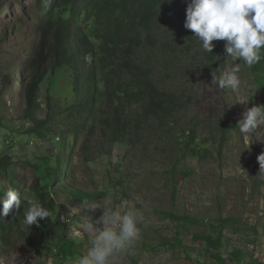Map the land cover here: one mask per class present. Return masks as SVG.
Returning <instances> with one entry per match:
<instances>
[{
    "label": "rangeland",
    "instance_id": "obj_1",
    "mask_svg": "<svg viewBox=\"0 0 264 264\" xmlns=\"http://www.w3.org/2000/svg\"><path fill=\"white\" fill-rule=\"evenodd\" d=\"M38 14L36 0H0V199L7 188L17 190L21 198L20 209L0 217V264L78 263L94 232L104 227L98 222L103 209L90 208L105 199L111 200L113 210H134L140 217L138 239L117 252L110 264H264V173L259 172L257 161L264 151V125L249 134L237 127L247 108L262 105L264 49L260 62L247 67L242 60L227 57L225 42L220 40L225 66L218 73L191 67L195 82L177 81L179 90L184 88L193 99L187 114H174L171 125L153 123L146 134L139 129L133 136L131 126L126 127L123 141L116 144L108 141L99 113L69 115L66 111L67 106L91 96L85 79L90 63L78 68L77 94L73 68L63 67L41 84L36 117L47 118L49 131L38 139L21 134L32 122L22 118L25 101L18 81V72L38 39L33 28ZM173 15L181 27L186 7L179 3ZM162 26V32L171 28L167 23ZM74 44L72 38L73 50ZM189 51L194 55L196 49ZM200 57L189 62L196 64ZM237 63L239 88H220L214 78ZM174 69L175 65L171 72ZM48 88H53L50 108L46 106ZM97 105L103 106L102 102ZM218 120L231 125L225 138L217 131ZM192 127L194 151L184 154L186 138L181 136L188 137L187 128ZM202 148L208 151H202L205 156L200 158ZM75 193L95 197L79 200ZM30 200L49 210V217L38 223L47 241L23 222ZM167 213L188 219H172ZM27 228L37 244L46 245L41 256L20 234ZM202 232L218 237L221 247L209 248L196 238Z\"/></svg>",
    "mask_w": 264,
    "mask_h": 264
},
{
    "label": "trees",
    "instance_id": "obj_2",
    "mask_svg": "<svg viewBox=\"0 0 264 264\" xmlns=\"http://www.w3.org/2000/svg\"><path fill=\"white\" fill-rule=\"evenodd\" d=\"M187 2L188 0H171V3L169 0H36L39 17L35 15L37 22L33 28L39 32V37L26 60V67L18 72L25 101L22 118L31 121L32 127L21 134L38 139L46 136L45 131H49L45 126L47 118L41 120L36 117L41 84L48 78L52 80L51 77L56 76L63 67L73 68V88L75 94L79 93V70L74 68L79 62L85 63L87 55L94 57V64L85 77L91 96L67 106L70 110L66 111L69 115L77 112L99 113L98 122L111 144L123 141L126 127L131 126L132 135L136 136L139 129H143L146 134L153 123L167 126L174 120V114L182 113L185 116L193 99L184 88L179 90L177 81L195 82L191 67L192 70L214 74L225 66L224 52L221 51L219 41L214 40L213 51L207 53L191 30L185 29L184 24L179 27L175 23L173 13L178 4L187 7ZM165 4L168 5L165 7ZM171 7L172 10L169 11ZM163 23L169 24L171 28L162 32ZM72 38L75 39L74 50L70 47ZM184 41H188V44L185 45ZM191 48L196 49L194 55L189 51ZM196 55H201L198 63L189 62ZM187 56L188 62L182 63ZM173 65L175 69L171 72ZM8 77L3 76L2 79L6 81ZM99 85L102 86L100 90ZM50 93L53 95V88H48L47 108L51 107ZM54 102L57 106L66 105L56 100ZM98 102H102L103 106H98ZM261 103L264 105V97ZM230 127L226 120H218L217 131L223 137ZM187 130L189 136H183L186 138L184 154L193 153L195 145V128ZM94 195L81 194L78 199H94ZM165 215L172 219L185 218L169 213ZM14 220L18 222L17 218ZM30 227L40 231L41 240L47 241L43 226ZM19 232L34 247L36 254L41 256L46 245L37 244L34 233L28 228ZM196 238L203 240L209 248L221 247L219 238L208 233H198ZM237 259L240 260L239 257Z\"/></svg>",
    "mask_w": 264,
    "mask_h": 264
},
{
    "label": "clouds",
    "instance_id": "obj_3",
    "mask_svg": "<svg viewBox=\"0 0 264 264\" xmlns=\"http://www.w3.org/2000/svg\"><path fill=\"white\" fill-rule=\"evenodd\" d=\"M36 22H33V26ZM184 27L194 33L205 52L213 51L214 40H222L225 42L224 52L227 57H235L237 60H242L247 67H251L260 62L261 50L264 49V0H188ZM37 33L39 37V32ZM96 43L98 44V41ZM93 60L94 57L91 55H87L84 59L85 62L90 63L91 68L94 64ZM81 64L79 62L74 69H78ZM240 70L237 63L231 71L224 72L222 76L214 79L218 80L220 88L235 91L241 83L238 76ZM19 83L22 88V82ZM261 125H264V105H253L243 113V118L238 121L237 127L240 133L249 134ZM202 151L207 153L208 150L203 148L199 150L200 158L205 156ZM257 161L259 172L264 173V151L257 156ZM0 204H2L0 217L7 216L13 209H20L21 198L18 191L13 188L4 190ZM111 204V200L105 199L102 204L90 208L103 209V215L98 222L104 227L94 232L90 246L86 253L78 258V264H110L117 252L132 245L138 239L140 234L138 213L134 210L122 213L120 210H113ZM28 205L24 212V224L38 226L39 220L49 217V210L42 204L30 200Z\"/></svg>",
    "mask_w": 264,
    "mask_h": 264
},
{
    "label": "built area",
    "instance_id": "obj_4",
    "mask_svg": "<svg viewBox=\"0 0 264 264\" xmlns=\"http://www.w3.org/2000/svg\"><path fill=\"white\" fill-rule=\"evenodd\" d=\"M75 264H78V263H75Z\"/></svg>",
    "mask_w": 264,
    "mask_h": 264
}]
</instances>
